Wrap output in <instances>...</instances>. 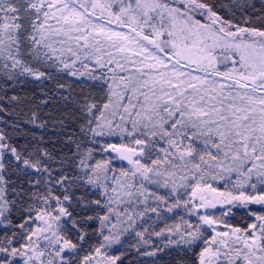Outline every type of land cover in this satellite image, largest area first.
I'll return each mask as SVG.
<instances>
[{"label": "snow or ice", "instance_id": "1", "mask_svg": "<svg viewBox=\"0 0 264 264\" xmlns=\"http://www.w3.org/2000/svg\"><path fill=\"white\" fill-rule=\"evenodd\" d=\"M0 264H264V0H0Z\"/></svg>", "mask_w": 264, "mask_h": 264}, {"label": "rangeland", "instance_id": "2", "mask_svg": "<svg viewBox=\"0 0 264 264\" xmlns=\"http://www.w3.org/2000/svg\"><path fill=\"white\" fill-rule=\"evenodd\" d=\"M31 86L26 85L25 89H30ZM253 207H258V206H253ZM234 215L230 218L231 223L234 226H242L246 221V213L243 209H234Z\"/></svg>", "mask_w": 264, "mask_h": 264}]
</instances>
